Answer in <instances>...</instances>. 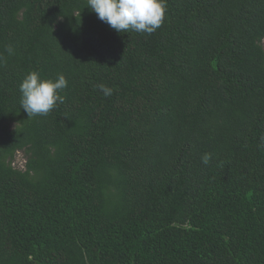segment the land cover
Here are the masks:
<instances>
[{
	"label": "trees",
	"instance_id": "16d2710c",
	"mask_svg": "<svg viewBox=\"0 0 264 264\" xmlns=\"http://www.w3.org/2000/svg\"><path fill=\"white\" fill-rule=\"evenodd\" d=\"M33 71L68 86L29 119ZM0 264H264V0H166L152 34L0 0Z\"/></svg>",
	"mask_w": 264,
	"mask_h": 264
},
{
	"label": "clouds",
	"instance_id": "9594fccd",
	"mask_svg": "<svg viewBox=\"0 0 264 264\" xmlns=\"http://www.w3.org/2000/svg\"><path fill=\"white\" fill-rule=\"evenodd\" d=\"M87 7L117 33L152 34L162 26L166 16V0H87ZM8 51L11 53L12 49ZM67 86L63 74H58L55 79H43L39 72L33 71L19 86L21 107L29 119L47 116L58 102H64L60 92ZM98 87L105 97L112 95L110 87L104 84ZM209 160L210 154H206L203 162L207 164Z\"/></svg>",
	"mask_w": 264,
	"mask_h": 264
},
{
	"label": "rangeland",
	"instance_id": "374dc122",
	"mask_svg": "<svg viewBox=\"0 0 264 264\" xmlns=\"http://www.w3.org/2000/svg\"><path fill=\"white\" fill-rule=\"evenodd\" d=\"M25 163H26L25 153H24V151H19L17 153L16 159H15V166L24 167Z\"/></svg>",
	"mask_w": 264,
	"mask_h": 264
}]
</instances>
